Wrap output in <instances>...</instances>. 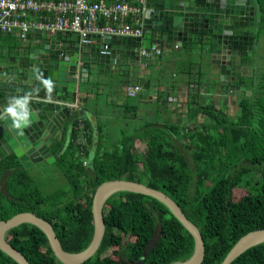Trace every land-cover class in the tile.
<instances>
[{
	"label": "trees",
	"instance_id": "obj_1",
	"mask_svg": "<svg viewBox=\"0 0 264 264\" xmlns=\"http://www.w3.org/2000/svg\"><path fill=\"white\" fill-rule=\"evenodd\" d=\"M255 8L253 42L262 43L264 51V0H255ZM241 81L251 90L250 96L242 93L237 99L236 116L211 106L203 110L204 121L197 126L202 107L190 103L186 132L154 124L130 134L123 131L114 140H103L88 165L83 159L89 130L83 145H77L74 131L66 151L60 152L62 139L54 142L53 164L69 184L66 191L43 194L39 187L31 192L26 185L35 179L28 169L13 153L4 156L0 159V221L31 212L51 225L64 251L79 253L93 237L91 206L97 187L119 179L132 181L170 197L203 238L201 264H220L238 239L264 229V66L256 81ZM242 189L246 194L235 200L233 193ZM102 216L101 243L81 264H170L187 260L194 251L190 233L150 196L118 192L108 198ZM5 239L29 264H62L46 235L34 225L14 227ZM113 248L117 251L109 255ZM119 250H124L127 263L117 257ZM44 257L48 262L42 261ZM0 264L18 263L0 250ZM231 264H264V243L249 248Z\"/></svg>",
	"mask_w": 264,
	"mask_h": 264
},
{
	"label": "water",
	"instance_id": "obj_2",
	"mask_svg": "<svg viewBox=\"0 0 264 264\" xmlns=\"http://www.w3.org/2000/svg\"><path fill=\"white\" fill-rule=\"evenodd\" d=\"M255 13V0H146L143 29L145 34H150L153 44L158 47L163 40H166L190 51L198 49L200 52H209L211 58L216 54L217 57L223 55L227 58L246 56L252 51ZM46 34L59 35V33ZM91 37L88 40H91ZM77 40L78 34L72 33L73 45ZM105 40L101 45H93L90 42L73 47L75 55L70 67L61 70L58 53L62 49L57 42L43 39L39 43L40 54L29 59L30 68L6 73L4 82L0 84V92L4 94L0 99V116H4L0 119V159L14 153L24 168L45 166L52 161L51 153H48L40 139L49 129L61 124L65 117L64 113L67 112L66 108L61 109L57 103L61 101L60 86L64 85L61 81L65 78L69 79L72 87L76 81L75 74L80 72V77L85 75L89 71L90 63L96 65L103 63L107 58H115L114 45L111 44L115 40L123 45L140 44V38L134 37L105 36ZM105 45L109 54L102 55L100 51ZM66 50L69 51V48ZM49 51H51L50 55ZM227 69L225 74L228 76L230 67L227 66ZM38 77L43 80L51 79L53 90L50 95L42 79ZM238 90L244 88L236 86V94ZM25 94H31L30 123L27 127L18 129L13 126L12 119L4 114V109L13 98ZM118 192L150 196L164 204L194 239V251L190 258L184 262L171 264H201L205 254L203 238L198 228L186 218L180 207L170 197L156 189L121 179L104 182L95 190L91 206L94 232L90 244L83 251L79 253L64 251L51 225L31 212L18 213L6 221H0V250L18 264H29L26 258L5 239L7 231L26 223L38 227L46 235L50 248L59 262L81 264L96 253L104 235L102 209L108 198ZM262 243H264V229L249 232L238 239L220 264H231L246 250Z\"/></svg>",
	"mask_w": 264,
	"mask_h": 264
},
{
	"label": "crops",
	"instance_id": "obj_3",
	"mask_svg": "<svg viewBox=\"0 0 264 264\" xmlns=\"http://www.w3.org/2000/svg\"><path fill=\"white\" fill-rule=\"evenodd\" d=\"M93 1L86 0L88 3ZM105 1L110 2V0ZM46 15L45 13H31L28 19L40 22ZM46 33L44 30L34 29L25 40H21L15 33H0V84L4 82L6 73L30 68L29 59L40 54L39 43L43 39L48 42H57L62 49L58 53V62L62 65L61 70H67L70 67V62L75 55L73 47L83 45L80 43L79 35L73 45L71 35L75 32H59V35L53 36ZM105 41V36L92 35L91 37L93 45H101ZM113 43L111 44L114 45L115 58H107L101 64L90 63L89 71L85 75L80 77V72L75 74L76 81L71 83L72 87L69 79L65 78L61 81L64 85L60 86V102L68 103L67 105L76 104L78 109L63 106L61 109L66 108L67 112L64 113L62 123L49 129L41 137L43 146L51 151L52 161L45 166L55 162L56 157L52 152L54 142L63 140L60 151L63 152L68 150V146L73 142L74 131L77 138L82 137L76 129V122L79 118L85 120L90 135L87 157L83 159L88 164L103 140H114L112 139V132H114L112 125L129 126L130 128L136 125H139L138 127L152 124L167 125L170 128L178 127L183 133L186 132L191 122L188 118L190 103L193 106L202 107L196 115L197 126H200L205 117L204 109L212 106L230 116L227 109L231 108L232 104L229 103L235 102L242 93L248 92L241 78L251 68L250 60L256 45L254 42L252 51L246 56L239 55L231 58L223 55L217 57V54L211 58L209 52H200L198 49L190 51L166 40H163L158 47L153 44L150 34H145V30L140 37L139 45H123L116 40ZM153 47L158 48L160 54H155L154 51L150 57L142 54V51L151 52ZM67 48L69 51L66 50ZM245 59L249 62L243 65L242 61ZM43 63L45 64L46 61ZM227 66L230 67L228 76L225 74L228 71ZM129 86H138L139 93L133 97L127 96L125 90ZM236 86L243 87L244 90H238L236 94ZM3 95L0 92V99ZM123 98L135 101L131 103L128 100L123 101ZM150 107H156V112ZM143 110L145 119L141 123L139 115ZM158 111H163V118L152 119ZM199 118L202 119H200L201 123L198 122ZM120 129L121 132H126L123 128Z\"/></svg>",
	"mask_w": 264,
	"mask_h": 264
},
{
	"label": "built area",
	"instance_id": "obj_4",
	"mask_svg": "<svg viewBox=\"0 0 264 264\" xmlns=\"http://www.w3.org/2000/svg\"><path fill=\"white\" fill-rule=\"evenodd\" d=\"M144 9L146 0H110L109 3L105 0L91 3L86 0H0V33H15L25 40L34 29L50 34L75 32L82 44L90 43L88 38L92 35L140 38L144 25L141 11ZM31 13L47 15L40 22H33L28 19ZM153 51L160 54V50L155 47L151 52L142 51V54L150 57ZM101 54H109L106 45ZM139 91L138 86H129L125 93L133 97ZM67 106L78 109L76 104ZM77 127L83 134L86 132L81 118L78 119Z\"/></svg>",
	"mask_w": 264,
	"mask_h": 264
},
{
	"label": "rangeland",
	"instance_id": "obj_5",
	"mask_svg": "<svg viewBox=\"0 0 264 264\" xmlns=\"http://www.w3.org/2000/svg\"><path fill=\"white\" fill-rule=\"evenodd\" d=\"M145 11L146 9L142 10L141 13L143 14V16L145 15ZM144 30V29H143ZM254 50V49H253ZM250 64H251V68L250 70L243 74V80L245 82H253L256 81L261 73L262 67L264 66V51H263V44L262 43H257L255 46V51L254 54L250 60ZM196 70V69H195ZM202 71H204V69H201ZM195 72V71H194ZM249 73V74H248ZM248 88V93L246 95L250 96V90L251 88L249 86H246ZM124 100H128L129 102H134L135 100L133 99H126L123 98ZM236 105H235V104ZM229 104H232V107L227 109V113L230 116H235L238 114L239 108L237 106V100L234 102H230ZM152 110H154L156 112V107H150ZM145 116V111L143 110V112L139 115L140 122L143 123V120L145 118H143ZM161 119L163 118V111H158V113L156 114V116L152 117V119ZM201 118L198 119V122H202L200 121ZM202 120V119H201ZM160 123H162L160 121ZM112 130H114V132H112V139H116L120 136V132L121 129L123 128L124 130H126L127 133H131L136 127H138L139 125L132 126V128H130L129 126H115L112 125ZM140 128V127H138ZM183 128V127H182ZM137 129V128H136ZM137 147L141 148V144L140 143H136ZM142 151H144V149L142 148ZM187 159H191L190 154H185ZM88 165V164H87ZM28 171L30 172V174L33 176V178L35 179L34 182H30L29 184L26 185L27 189L30 190L31 192H36L37 188H41V192L44 193H51L57 190H65L67 188H69V184L67 183V180L65 178V176L54 166V164L48 165V166H44V167H33L31 169H28ZM2 191L4 192V187L2 186ZM244 194H246V191L244 189H242L241 191H235V193H233V197L235 200L239 199L241 196H243ZM117 251V248H113L112 251H109V255H113L115 252ZM118 258L127 263L126 261V257L124 254V250H119L118 251ZM48 257H44L42 259V261L44 263L48 262Z\"/></svg>",
	"mask_w": 264,
	"mask_h": 264
},
{
	"label": "clouds",
	"instance_id": "obj_6",
	"mask_svg": "<svg viewBox=\"0 0 264 264\" xmlns=\"http://www.w3.org/2000/svg\"><path fill=\"white\" fill-rule=\"evenodd\" d=\"M38 79H42L38 77ZM42 83L47 89L48 94L50 95L53 90V82L51 79L43 80ZM31 99V94H25L19 98H13L12 102L4 109V114L10 117L13 121V126L22 129L27 127L30 123V109L29 101ZM4 116H0V119H3Z\"/></svg>",
	"mask_w": 264,
	"mask_h": 264
},
{
	"label": "bare ground",
	"instance_id": "obj_7",
	"mask_svg": "<svg viewBox=\"0 0 264 264\" xmlns=\"http://www.w3.org/2000/svg\"><path fill=\"white\" fill-rule=\"evenodd\" d=\"M57 33H59V32H57ZM60 106H61V108L63 107V106H66L68 103H62V102H60V101H58L57 102ZM82 119V118H81ZM83 120V122H84V126H85V130H86V132L83 134L79 129H78V127H77V125H78V119H77V125H76V129L80 132V134H81V138H78L76 141V143H77V145H83V144H85V141H86V135L88 134V129H87V127H86V124H85V120L84 119H82ZM45 149H47V147L45 146ZM49 148H48V153H49ZM50 153H51V151H50ZM84 152L83 151H80V154L82 155ZM18 159V158H17ZM22 164V163H21ZM23 166V165H22ZM27 169V168H26ZM182 262H184V261H182ZM174 263H176V262H174ZM171 264V263H170Z\"/></svg>",
	"mask_w": 264,
	"mask_h": 264
}]
</instances>
